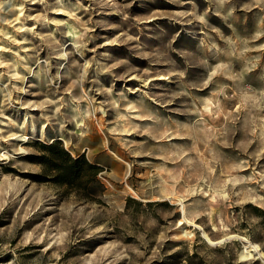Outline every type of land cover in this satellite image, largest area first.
I'll use <instances>...</instances> for the list:
<instances>
[{"label": "rangeland", "instance_id": "1", "mask_svg": "<svg viewBox=\"0 0 264 264\" xmlns=\"http://www.w3.org/2000/svg\"><path fill=\"white\" fill-rule=\"evenodd\" d=\"M0 264H264V0H0Z\"/></svg>", "mask_w": 264, "mask_h": 264}, {"label": "trees", "instance_id": "2", "mask_svg": "<svg viewBox=\"0 0 264 264\" xmlns=\"http://www.w3.org/2000/svg\"><path fill=\"white\" fill-rule=\"evenodd\" d=\"M36 147L43 181H50L65 193L73 192L85 200H100L105 189L99 178L101 165L90 161L84 153L74 156L59 139L37 142Z\"/></svg>", "mask_w": 264, "mask_h": 264}, {"label": "bare ground", "instance_id": "3", "mask_svg": "<svg viewBox=\"0 0 264 264\" xmlns=\"http://www.w3.org/2000/svg\"><path fill=\"white\" fill-rule=\"evenodd\" d=\"M68 34H69V33H68ZM21 136H22V137H20L21 140L26 139V135H22V134H21Z\"/></svg>", "mask_w": 264, "mask_h": 264}, {"label": "water", "instance_id": "4", "mask_svg": "<svg viewBox=\"0 0 264 264\" xmlns=\"http://www.w3.org/2000/svg\"><path fill=\"white\" fill-rule=\"evenodd\" d=\"M182 215H183V213H182ZM183 231H184V229H181V232H183ZM222 240H224V239H222ZM222 240H220V241H222ZM242 255H243V251L241 252V257H242Z\"/></svg>", "mask_w": 264, "mask_h": 264}]
</instances>
